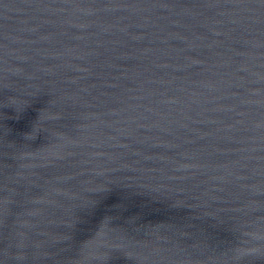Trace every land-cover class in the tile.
Masks as SVG:
<instances>
[{
	"label": "water",
	"instance_id": "water-1",
	"mask_svg": "<svg viewBox=\"0 0 264 264\" xmlns=\"http://www.w3.org/2000/svg\"><path fill=\"white\" fill-rule=\"evenodd\" d=\"M264 0H0V264H264Z\"/></svg>",
	"mask_w": 264,
	"mask_h": 264
},
{
	"label": "snow or ice",
	"instance_id": "snow-or-ice-1",
	"mask_svg": "<svg viewBox=\"0 0 264 264\" xmlns=\"http://www.w3.org/2000/svg\"><path fill=\"white\" fill-rule=\"evenodd\" d=\"M259 254L264 255V249H262Z\"/></svg>",
	"mask_w": 264,
	"mask_h": 264
}]
</instances>
